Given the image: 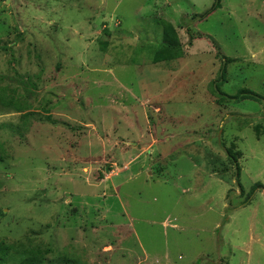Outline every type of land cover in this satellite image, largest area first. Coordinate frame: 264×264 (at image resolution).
Masks as SVG:
<instances>
[{
	"label": "rangeland",
	"instance_id": "rangeland-1",
	"mask_svg": "<svg viewBox=\"0 0 264 264\" xmlns=\"http://www.w3.org/2000/svg\"><path fill=\"white\" fill-rule=\"evenodd\" d=\"M215 2L0 0V242L44 264H264V0ZM165 24L184 57L154 65ZM225 58L221 91L257 100L218 103Z\"/></svg>",
	"mask_w": 264,
	"mask_h": 264
},
{
	"label": "trees",
	"instance_id": "trees-1",
	"mask_svg": "<svg viewBox=\"0 0 264 264\" xmlns=\"http://www.w3.org/2000/svg\"><path fill=\"white\" fill-rule=\"evenodd\" d=\"M221 7V0H216L215 4L213 5L211 12L219 9ZM210 13V12H209ZM207 13L206 15H209ZM192 37V36H191ZM199 37L198 39H200ZM184 57V51L181 46H179V42L174 35V32L172 30V27L165 24V34H164V44L162 47L155 53L153 64L157 65L159 63L164 62H172L175 60H180ZM225 62L223 63V67L220 71L219 78L213 83L211 86L214 87L213 93L218 97V103L222 105V103L231 102L232 100L234 103H241L246 100H257V95L253 93L252 91L244 90L241 91V93L235 97H230L228 95H225L221 91V86L224 84L225 74H226V68L227 66L232 63L233 60L230 59H224ZM12 101V100H11ZM7 105L10 107H15L18 109V112H22V106L18 107L14 101L12 102H6ZM32 114L25 113L21 116V122L22 125L26 126L28 118ZM257 133H259L257 128ZM226 154L228 157V160L231 162V165L236 167V176L237 179L240 178V164L239 159L241 158V153L236 152V145H231L230 148H226ZM259 187H261L260 184L255 185L252 188L251 193H254ZM49 250H43L40 247L38 248H26L25 245L19 244V245H10L6 246L4 243L0 242V264H7L9 258L11 255H24L27 256V258L22 261L20 264H44L46 261V254L49 253Z\"/></svg>",
	"mask_w": 264,
	"mask_h": 264
}]
</instances>
